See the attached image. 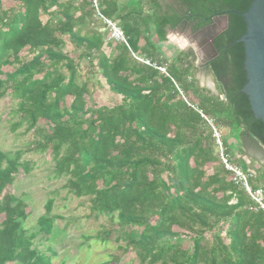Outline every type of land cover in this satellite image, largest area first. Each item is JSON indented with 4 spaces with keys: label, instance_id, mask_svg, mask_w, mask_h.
<instances>
[{
    "label": "trees",
    "instance_id": "16d2710c",
    "mask_svg": "<svg viewBox=\"0 0 264 264\" xmlns=\"http://www.w3.org/2000/svg\"><path fill=\"white\" fill-rule=\"evenodd\" d=\"M145 1L150 14L139 0H100L127 48L107 41L89 0H0V105L6 96L16 101L9 130L32 132L33 152L52 158L67 193L88 200L89 216L107 218L96 240L113 244L115 253L100 264H264V212L248 210L250 200L219 164L210 127L177 90L216 126L264 150V126L240 92L244 49L233 43L245 31L242 18L229 14L213 41L217 57L207 66L216 95L198 87L193 51L157 58V44L183 19L200 30L224 12H246L252 0H178L186 16ZM96 76L102 83L93 84L117 100L112 106L88 107ZM30 170L22 152L0 151V264H53L56 257L35 245L53 234V198L37 230L24 228L31 212L14 183Z\"/></svg>",
    "mask_w": 264,
    "mask_h": 264
},
{
    "label": "rangeland",
    "instance_id": "374dc122",
    "mask_svg": "<svg viewBox=\"0 0 264 264\" xmlns=\"http://www.w3.org/2000/svg\"><path fill=\"white\" fill-rule=\"evenodd\" d=\"M115 1L118 5H127L129 2V0ZM139 1L142 5H145V13L150 14L151 11L146 6L148 5L146 1ZM159 3L163 9L179 7L175 0H159ZM134 5L139 4L134 2ZM151 31L153 34V28H151ZM188 31L189 29L187 30V28L169 31L166 36L167 42L157 44L161 53H157V58L162 60V56H164L169 60L170 57L179 51H192V48L187 43ZM153 40L157 43L154 36ZM140 44H143L142 39L140 40ZM167 47H169V50L166 51ZM139 58L149 61L143 57ZM80 67L82 75L85 76L88 71L87 62L82 61ZM198 77L196 79L198 87L208 91L206 85L211 87L210 77L204 74V72L199 73ZM96 81L102 83V80L98 76L92 79L91 83L93 86L90 85L91 96L89 98L86 97L88 107L92 104L112 106L116 103L117 100L106 88L93 84ZM181 93L189 101L190 97L185 92ZM211 94L215 95L214 93ZM182 95H180L181 99ZM15 103L16 101H12L6 96L0 105V151L4 153L20 151L23 153V159L31 166L30 172L27 175L20 172L14 183L15 194L22 196L31 212L24 224V228L28 234L34 233L37 230L36 220L44 213L43 205L47 199L53 198L54 203L51 215L58 218L54 223L53 234L47 243L40 245L35 242V245L40 251H44L46 247H50L56 253V257L52 259L53 264H61L62 262L65 264H100L105 259H108V255L115 253L113 244L108 243L104 245L96 240L100 228L107 225V218L104 216L99 218L89 216L88 200L76 199L67 193L63 188L65 179L54 178L55 167L52 158L47 154H36L33 152L31 148V141L34 139L32 132L25 134L24 126L15 133L10 132L8 115L15 109ZM216 127L221 131L223 141L226 142L227 148L230 150L229 153L234 152L235 144L238 141L237 137L233 133L227 132V129L220 128L219 126ZM240 167H242L244 173L248 174L246 166L242 162L240 163ZM249 184L252 187L255 186L254 179H249ZM183 245L185 248L189 247L188 239H185ZM132 257L133 255L129 256V258Z\"/></svg>",
    "mask_w": 264,
    "mask_h": 264
},
{
    "label": "water",
    "instance_id": "95a60500",
    "mask_svg": "<svg viewBox=\"0 0 264 264\" xmlns=\"http://www.w3.org/2000/svg\"><path fill=\"white\" fill-rule=\"evenodd\" d=\"M229 14L239 15L245 25L243 35L233 43L244 49L246 83L240 92L246 96L255 120L264 126V0H252L244 13L227 11L215 16L209 25L189 35L187 43L195 55V66L203 70L217 57L213 41L226 28Z\"/></svg>",
    "mask_w": 264,
    "mask_h": 264
},
{
    "label": "built area",
    "instance_id": "2783aa9c",
    "mask_svg": "<svg viewBox=\"0 0 264 264\" xmlns=\"http://www.w3.org/2000/svg\"><path fill=\"white\" fill-rule=\"evenodd\" d=\"M89 5L94 12V20L97 22H101L104 25V29L107 31V41L112 42L114 44H123L128 48V44L125 38L123 31L118 26L117 22L113 20L106 19L101 11H100V0H89ZM132 57L141 64L147 66H154V64L150 63L149 61L143 60L134 54H131ZM156 69L167 76L165 68L156 67ZM177 88V87H176ZM180 95L182 93L177 88ZM182 100L186 103L188 107L198 112L200 117L208 124L212 131V137L214 139L215 148H216V155L221 167L230 174L232 183L240 188L248 199L251 202L249 206V211H263L264 212V189L263 187H252L249 184V179H253L254 176L250 173L246 174L243 172L242 168L234 162L233 157L228 153L224 142L223 136L221 131L216 127L212 120L208 119L203 113L197 108L190 104L182 95Z\"/></svg>",
    "mask_w": 264,
    "mask_h": 264
},
{
    "label": "crops",
    "instance_id": "0c3cea01",
    "mask_svg": "<svg viewBox=\"0 0 264 264\" xmlns=\"http://www.w3.org/2000/svg\"><path fill=\"white\" fill-rule=\"evenodd\" d=\"M115 45L116 44L112 43V46H115ZM167 50H169V47L166 48V51ZM205 68L206 67H204L203 71L197 68L198 70H197L196 79L199 78L198 75L201 72H204V74L210 77L209 71H207ZM208 86L206 85V89ZM237 140L238 141L235 144V150L234 152H231L230 154L232 155L233 159L235 160L239 159L242 162V164L246 166L247 172L254 176L253 178L254 184H255L254 187L264 186V184H262L263 182L261 181L264 179V150L263 148L256 141L250 138H247V137H242V138L237 137Z\"/></svg>",
    "mask_w": 264,
    "mask_h": 264
},
{
    "label": "flooded vegetation",
    "instance_id": "af4514ba",
    "mask_svg": "<svg viewBox=\"0 0 264 264\" xmlns=\"http://www.w3.org/2000/svg\"><path fill=\"white\" fill-rule=\"evenodd\" d=\"M176 1V3H177V5H179V7H171L170 9H165L167 12H168V14L169 15H171V14H174V13H176V14H178V15H180V16H186V15H188L187 14V11H186V8L183 6V4L180 2V1H178V0H175ZM160 4V3H159ZM196 25H197V23L196 22H193V21H189V20H187V19H183L179 24H178V26L175 28V29H178V28H187V30L189 29V31H188V36L189 35H191L192 33H194L195 31H197V30H195V27H196ZM174 29V30H175ZM215 40V39H214ZM215 59V58H214ZM208 65V64H207ZM205 66L206 68V70L207 71H209V69H208V66ZM203 71V70H202ZM209 73H210V71H209ZM210 77H211V84H212V86H214V89L213 90H211V88L208 86L207 87V89L209 90L208 92H211V93H214L215 95L217 94L216 93V87H215V84H214V80H213V77H212V75H211V73H210Z\"/></svg>",
    "mask_w": 264,
    "mask_h": 264
}]
</instances>
